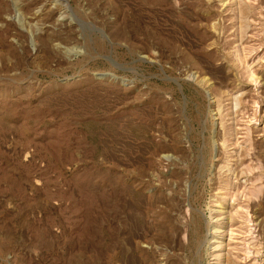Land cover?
<instances>
[{
	"label": "rangeland",
	"instance_id": "rangeland-1",
	"mask_svg": "<svg viewBox=\"0 0 264 264\" xmlns=\"http://www.w3.org/2000/svg\"><path fill=\"white\" fill-rule=\"evenodd\" d=\"M0 264H264V0H0Z\"/></svg>",
	"mask_w": 264,
	"mask_h": 264
}]
</instances>
